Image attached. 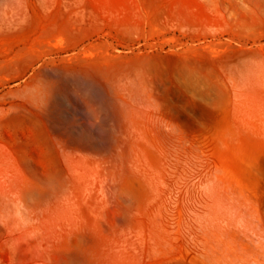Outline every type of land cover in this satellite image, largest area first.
<instances>
[{
  "label": "rangeland",
  "instance_id": "rangeland-1",
  "mask_svg": "<svg viewBox=\"0 0 264 264\" xmlns=\"http://www.w3.org/2000/svg\"><path fill=\"white\" fill-rule=\"evenodd\" d=\"M0 264H264V0H0Z\"/></svg>",
  "mask_w": 264,
  "mask_h": 264
}]
</instances>
